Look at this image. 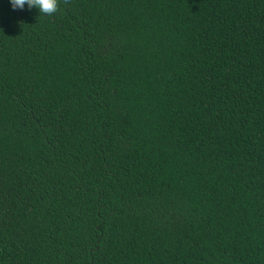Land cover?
<instances>
[{
	"label": "trees",
	"instance_id": "obj_1",
	"mask_svg": "<svg viewBox=\"0 0 264 264\" xmlns=\"http://www.w3.org/2000/svg\"><path fill=\"white\" fill-rule=\"evenodd\" d=\"M0 264H264V0H0Z\"/></svg>",
	"mask_w": 264,
	"mask_h": 264
},
{
	"label": "clouds",
	"instance_id": "obj_2",
	"mask_svg": "<svg viewBox=\"0 0 264 264\" xmlns=\"http://www.w3.org/2000/svg\"><path fill=\"white\" fill-rule=\"evenodd\" d=\"M8 3L13 10L35 9L42 16H51L59 8V0H8Z\"/></svg>",
	"mask_w": 264,
	"mask_h": 264
}]
</instances>
